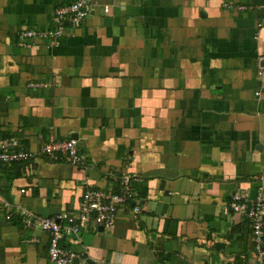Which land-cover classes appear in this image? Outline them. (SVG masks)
<instances>
[{
  "label": "crops",
  "instance_id": "crops-1",
  "mask_svg": "<svg viewBox=\"0 0 264 264\" xmlns=\"http://www.w3.org/2000/svg\"><path fill=\"white\" fill-rule=\"evenodd\" d=\"M71 1L0 0V137L37 153L32 174L0 165V264H52L49 234L5 200L78 216L84 190L124 172L141 211L83 223L77 251L95 264H248L251 228L227 204L264 174V0H90L59 43L18 45ZM70 137L83 162L41 153Z\"/></svg>",
  "mask_w": 264,
  "mask_h": 264
},
{
  "label": "built area",
  "instance_id": "built-area-1",
  "mask_svg": "<svg viewBox=\"0 0 264 264\" xmlns=\"http://www.w3.org/2000/svg\"><path fill=\"white\" fill-rule=\"evenodd\" d=\"M224 5L232 7L230 3L225 2ZM253 7L250 3L236 5L239 10ZM94 9L95 5L90 0H72L61 5L55 9L52 26L22 29L18 33V45L29 48L41 41L59 43L62 36L65 35L68 25L80 26ZM103 10L109 11V6L105 5ZM66 21L67 24H65ZM257 74L264 82V55H260L258 58ZM31 85L38 86L39 84L32 83ZM41 153L50 155L54 159L65 157L74 165L83 162L84 159L78 147V140L73 137L62 141L51 139L44 144ZM36 156V152L22 146L18 137H0V165L24 163L26 173L32 174L35 170L34 160ZM136 179L135 174L124 172L115 175L116 186L112 190L92 188L84 190L78 216L66 212L54 216H39L30 208L10 200H5L3 204L9 209L14 207L20 213L27 227H38L49 234L48 255L52 264H95L94 259L86 249L77 251L72 247V245H83V238L80 235L81 225L93 221L95 225L103 228L112 227L117 221L119 212L127 206L131 207L132 212L137 215L141 211V205L134 200L136 192L132 183ZM255 180L261 183L256 187L255 197H250L249 190L235 192L231 195L227 209L248 220L252 237V260L248 264H264V174L256 176ZM21 191L25 192V189ZM6 218L11 219L12 213L9 212ZM64 239H68L69 246L64 244Z\"/></svg>",
  "mask_w": 264,
  "mask_h": 264
},
{
  "label": "water",
  "instance_id": "water-1",
  "mask_svg": "<svg viewBox=\"0 0 264 264\" xmlns=\"http://www.w3.org/2000/svg\"><path fill=\"white\" fill-rule=\"evenodd\" d=\"M65 24H67V21L65 22ZM256 192H257V189H256V188L251 189V190H250V197H251V198H254L255 195H256ZM78 222H79V221H78ZM101 228H102V227H100V229H101ZM220 245H223V243L217 242L216 247H219Z\"/></svg>",
  "mask_w": 264,
  "mask_h": 264
},
{
  "label": "trees",
  "instance_id": "trees-1",
  "mask_svg": "<svg viewBox=\"0 0 264 264\" xmlns=\"http://www.w3.org/2000/svg\"><path fill=\"white\" fill-rule=\"evenodd\" d=\"M13 164H16V163H13Z\"/></svg>",
  "mask_w": 264,
  "mask_h": 264
}]
</instances>
